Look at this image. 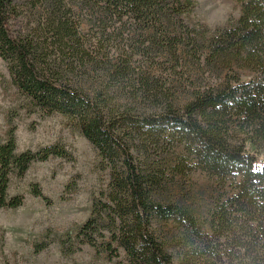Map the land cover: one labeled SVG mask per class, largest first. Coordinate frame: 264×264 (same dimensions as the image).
<instances>
[{"label":"trees","instance_id":"trees-1","mask_svg":"<svg viewBox=\"0 0 264 264\" xmlns=\"http://www.w3.org/2000/svg\"><path fill=\"white\" fill-rule=\"evenodd\" d=\"M235 1L212 31L185 22L196 0H0L21 107L65 117L109 176L74 241L119 264H264V0ZM15 132L0 209L23 206L9 185L35 162L73 161L58 144L18 154Z\"/></svg>","mask_w":264,"mask_h":264},{"label":"rangeland","instance_id":"rangeland-1","mask_svg":"<svg viewBox=\"0 0 264 264\" xmlns=\"http://www.w3.org/2000/svg\"><path fill=\"white\" fill-rule=\"evenodd\" d=\"M241 15L235 0H196L195 9L184 18L191 26L212 31L229 27ZM10 84L4 61L0 60V140L16 128L18 154L38 151L49 145L64 146L73 161L51 158L35 162L22 178L13 177L11 197L22 195L19 209H0V264H119L95 249L74 241L79 229L91 218L95 197L106 191L108 173L98 168L97 153L65 117H42L28 113ZM37 184L43 196L34 197ZM200 184H204L200 181ZM71 237L75 252L66 253L63 243ZM37 246L44 249L38 251Z\"/></svg>","mask_w":264,"mask_h":264}]
</instances>
